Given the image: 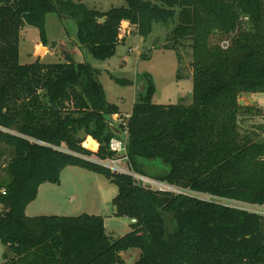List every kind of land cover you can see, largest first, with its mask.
<instances>
[{"label":"trees","instance_id":"obj_1","mask_svg":"<svg viewBox=\"0 0 264 264\" xmlns=\"http://www.w3.org/2000/svg\"><path fill=\"white\" fill-rule=\"evenodd\" d=\"M124 1L101 12L73 0H0L4 264H126L122 253L131 249L141 251L135 264H264V216L147 190L86 159L112 158L109 144L121 135L109 122L120 109L107 101L98 70L69 53L55 64H22L19 53L25 25L47 43L49 14L73 22L78 47L100 62L115 55L123 22L147 38L154 24L177 19L174 38L192 41V101L153 104L154 83L143 75L128 120L130 162L137 173L181 189L264 207V142L240 133L242 116L264 115L239 105L241 96L264 94V0ZM217 34L229 41L226 50L213 42ZM71 166L117 186L114 215L136 220L131 232L113 239L104 217L86 213L27 216L39 188L59 185Z\"/></svg>","mask_w":264,"mask_h":264},{"label":"rangeland","instance_id":"obj_2","mask_svg":"<svg viewBox=\"0 0 264 264\" xmlns=\"http://www.w3.org/2000/svg\"><path fill=\"white\" fill-rule=\"evenodd\" d=\"M82 1L88 8L108 12L113 8H121L124 0H73ZM156 3V0H151ZM178 20L153 26L152 33L147 38H142L136 28L124 41H119L115 55L100 62L94 59L86 50L78 47L77 30L73 22L61 20L55 14L46 17L45 36L47 43L41 41L40 31L30 25H25L20 35V62L31 64L38 59L43 63L64 62L65 53L72 50L73 43L80 50L77 59L85 62L99 71L106 99L109 103L120 108L121 119L132 113L137 96L144 91L141 78L149 75L155 86L152 103L157 105H175L183 101L189 105L193 93V49L191 39H175L173 30ZM225 38L217 34L214 43H221ZM174 43L173 47H167ZM74 46V48H75ZM75 57V58H76ZM147 58V59H144ZM116 80H124L129 84H121ZM253 97V98H252ZM241 96L240 101L244 107L259 108V103L264 99V94ZM256 101H254V100ZM259 102V103H258ZM264 109V107H263ZM262 109L261 113L264 114ZM124 114V115H123ZM114 120L118 118L115 115ZM125 119V118H124ZM123 119V120H124ZM263 127V131L260 129ZM240 133L242 136L251 135L256 141L264 142V119L256 116H242L240 119ZM85 142L96 150L97 143L91 138ZM98 151V150H97ZM88 158H94L88 157ZM3 174V173H2ZM118 194L117 186L105 176L93 173L80 167L71 166L61 174L59 185L45 183L35 201H32L26 210L29 217L42 215L79 216L81 214L98 215L106 221L107 233L113 239H119L132 231L129 219L118 218L115 214L113 201ZM198 198L207 200L208 196L197 195ZM221 201V200H220ZM221 203L230 207L253 211L252 207L222 200ZM259 215L264 216V209H256ZM6 248L0 241V262H2ZM141 251L131 249L122 253L126 264H135L139 260Z\"/></svg>","mask_w":264,"mask_h":264},{"label":"built area","instance_id":"obj_3","mask_svg":"<svg viewBox=\"0 0 264 264\" xmlns=\"http://www.w3.org/2000/svg\"><path fill=\"white\" fill-rule=\"evenodd\" d=\"M245 20H247V18H245ZM133 28L135 29V26L131 25L129 22H123L119 30V41H124L127 38V36L130 35ZM221 47L226 50L229 47V41H223L221 43ZM116 116L118 118L117 121H115L114 118L112 119L115 123L114 126H118L121 128L120 129L121 135L120 137L113 138L109 144V151L113 154V157L102 160L94 156V158L87 157L86 158L87 160L93 163H96L98 165H101L103 167H106L113 173L129 176L133 179L134 185L142 187L147 190H151V191L159 192V193H170L173 195H183V196H188L191 198H196L202 201L214 202V203L224 205L223 203H221V201L224 199H219V198H216L210 195L200 194V193H196L190 190L181 189L177 186H173L166 182H161V181L152 179L148 176L137 173L134 170L130 162L128 152H127L128 137H129L128 120L130 116H125L124 117L125 119L123 118L124 120L121 119V117H119L118 115ZM1 193L4 194L5 190L2 189ZM195 194L208 196V198L207 200L201 199L195 196ZM225 201H229V200H225ZM229 202H235V201H229ZM236 203H239V202H236ZM240 204H243V203H240ZM243 205L252 207L253 211H248L245 209H241V210H245V211L256 213V214H258L256 209H260V208L264 209V207H260V206H252V205H247V204H243ZM224 206H228V205H224ZM232 208H235V207H232ZM236 209H239V208H236ZM5 211L6 210L4 206L0 204V215H2ZM131 223H136V220H131Z\"/></svg>","mask_w":264,"mask_h":264},{"label":"crops","instance_id":"obj_4","mask_svg":"<svg viewBox=\"0 0 264 264\" xmlns=\"http://www.w3.org/2000/svg\"><path fill=\"white\" fill-rule=\"evenodd\" d=\"M80 2H82V1H80ZM97 10V9H96ZM100 11V10H99ZM76 43H77V40L75 41ZM73 45H75V43H73ZM78 48V47H77ZM80 50V49H79ZM70 53H74V50H72ZM80 62V61H79ZM251 97H252V95H250ZM253 98V97H252ZM254 100V99H253ZM255 101V100H254ZM256 102V101H255ZM259 103V102H258ZM263 107H264V99H262L261 100V102L259 103V108H257V112H261L262 111V109H263ZM120 109V108H119ZM264 110V109H263ZM120 113H121V111H120ZM263 114V113H262ZM124 115V114H123ZM131 114H126V115H124V116H130ZM264 115V114H263ZM88 139L89 138H87V141H88ZM95 141V140H94ZM96 142V141H95ZM97 143V142H96ZM97 148H96V150L95 151H93V152H97V150H98V148H99V144L97 143ZM67 169V168H66ZM41 188H42V186L39 188V192H40V190H41ZM38 195H39V193H38ZM28 216V215H27ZM44 216H51V215H44ZM56 216H59V215H56ZM131 222V221H130ZM132 224V223H131ZM105 226H106V221H105ZM106 231H107V227H106ZM108 234V233H107ZM5 263V260H4V257H3V260H2V262H0V264H4Z\"/></svg>","mask_w":264,"mask_h":264},{"label":"water","instance_id":"obj_5","mask_svg":"<svg viewBox=\"0 0 264 264\" xmlns=\"http://www.w3.org/2000/svg\"><path fill=\"white\" fill-rule=\"evenodd\" d=\"M102 22H104V19L102 20ZM74 46H75V45H72V48L74 49V53H71V55L73 56V58L75 59V61L79 62V60H78L77 57H76L77 54H80V52H79V48H77L76 46H75V48H74ZM173 46H174V43H169V44L167 45V47H173ZM75 57H76V58H75ZM239 105H240L241 107H244V103H243L242 101H239ZM109 122H110L112 125H115L113 119L109 120Z\"/></svg>","mask_w":264,"mask_h":264}]
</instances>
